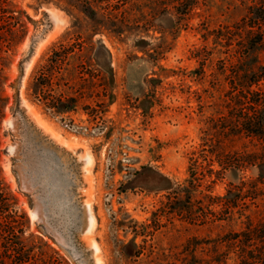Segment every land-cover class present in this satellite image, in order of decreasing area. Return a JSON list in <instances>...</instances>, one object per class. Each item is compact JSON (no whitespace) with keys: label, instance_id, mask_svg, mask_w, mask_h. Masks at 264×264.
Returning <instances> with one entry per match:
<instances>
[{"label":"rangeland","instance_id":"rangeland-1","mask_svg":"<svg viewBox=\"0 0 264 264\" xmlns=\"http://www.w3.org/2000/svg\"><path fill=\"white\" fill-rule=\"evenodd\" d=\"M9 1L26 34L1 53L0 168L33 240L65 264H264L240 214L264 211V186L231 217L216 203L259 168L214 173L216 150L262 148L246 135L229 146L218 117L232 88L222 62L240 66V27L263 0ZM75 41L100 79L74 111L50 110L31 85L51 48ZM249 53L246 68L264 64V44Z\"/></svg>","mask_w":264,"mask_h":264},{"label":"trees","instance_id":"trees-1","mask_svg":"<svg viewBox=\"0 0 264 264\" xmlns=\"http://www.w3.org/2000/svg\"><path fill=\"white\" fill-rule=\"evenodd\" d=\"M10 4L9 0H0V12L3 13L0 17V76L3 70L1 53L10 50L26 34L24 24L13 13L14 10L10 9ZM240 31L248 34L245 38L247 45L242 46L244 53L240 56V66L231 59L222 62L223 70H231L232 88L227 106L229 114L218 117V127L222 138L230 140L229 146H234L236 140L246 135L258 139L259 145L254 146L262 148L215 151L220 167L214 170L217 178L223 177L228 170H233L238 175L250 167H258L260 171L251 182L242 175L240 184L235 186L236 191L231 188L226 196L216 197V203L223 205L227 217H231L236 208L243 207L246 199H256L264 186V64L247 68L245 66L250 50L264 44V0L250 6ZM245 39L241 38L240 41L244 42ZM83 52V42H60L51 48L39 66L31 89L34 97L46 108L62 113L71 112L77 109L80 101L91 99L94 95L89 89L101 75L90 66L92 57L85 61ZM2 100L0 94V102ZM87 106L91 108L89 104ZM2 109L0 104V120L3 117ZM91 109V114L98 116V110ZM190 183L193 187L200 185L197 173H193ZM246 185L249 187L245 190ZM240 214L246 218L242 222L246 224V233L254 235L261 242L264 260V211L257 209L251 214ZM214 216L215 220L225 219L219 218L221 216L216 212ZM28 230V217L17 209L13 197L6 190L0 168V264H65L61 257L49 253L42 245L37 244Z\"/></svg>","mask_w":264,"mask_h":264},{"label":"water","instance_id":"water-1","mask_svg":"<svg viewBox=\"0 0 264 264\" xmlns=\"http://www.w3.org/2000/svg\"><path fill=\"white\" fill-rule=\"evenodd\" d=\"M39 46H40V41H34L31 44V48L29 50L28 56H27L25 62L23 63V65H22L21 77H20V83H19L20 86H22V84H23V79H24V77L26 75V72L28 70V67H29V65H30L33 57L37 53V50H38ZM22 105H23V107H25L23 100H22ZM12 123H15V120L14 119L12 120ZM33 213L34 214H37L38 213V207L37 206L34 208Z\"/></svg>","mask_w":264,"mask_h":264}]
</instances>
